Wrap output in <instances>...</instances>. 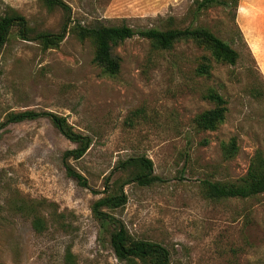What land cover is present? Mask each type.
<instances>
[{"label": "rangeland", "instance_id": "obj_1", "mask_svg": "<svg viewBox=\"0 0 264 264\" xmlns=\"http://www.w3.org/2000/svg\"><path fill=\"white\" fill-rule=\"evenodd\" d=\"M0 0V15L25 17L30 39L13 29L0 53V263L125 264L110 245L115 225L92 213L98 198L123 185L124 205L102 210L132 238L165 246L169 264H264V192L213 200L201 181L242 177L256 151L264 156V77L247 45L264 39V0H226L196 12L200 0ZM67 32L55 47L32 39L38 32ZM134 29L205 26L237 51L235 64L216 61L192 40L155 48L134 35L112 49L120 66L108 75L93 61L94 46L75 25ZM206 57L209 74L196 72ZM213 90L226 100L225 118L213 130L197 128L198 114L213 107ZM52 112L65 117L91 144L67 163L87 182L66 173L63 153L75 147L47 117L6 123L9 113ZM235 149L229 151L230 141ZM145 156L147 186L127 182V158ZM108 180V187L106 182ZM44 221L36 231L32 215Z\"/></svg>", "mask_w": 264, "mask_h": 264}, {"label": "trees", "instance_id": "obj_2", "mask_svg": "<svg viewBox=\"0 0 264 264\" xmlns=\"http://www.w3.org/2000/svg\"><path fill=\"white\" fill-rule=\"evenodd\" d=\"M48 7L58 6L65 12L68 6L62 0H43ZM237 6L238 0H233ZM226 0H200L197 2L196 12L213 5H227ZM13 29H16L17 36L22 39H30V28L24 16L12 12L0 15V53L4 44L8 41ZM71 31L80 40L88 39L94 46L93 61L102 68L108 75H115L120 66L119 58L112 54V49L125 39L134 35L148 39L155 48L170 49L179 40H192L197 45L209 50L211 56L219 62L230 65L235 64L238 53L229 43L225 42L205 26H187L184 28H145L134 29L125 23L119 25H95L82 26L75 25ZM67 32V22L65 21L61 29L56 33L38 32L32 36L43 48H52L60 44ZM198 65L196 72L200 75L209 74L210 63L206 57ZM213 103V107L198 114L195 123L200 130H213L223 122L227 111L225 98L216 91L209 90L205 96ZM47 117L51 120L55 128L75 147L64 151L63 161L68 176L72 177L79 185L87 187L85 178L74 170L67 159H79L88 149L91 140L87 135H83L73 130L65 117L52 112H35L31 110L9 113L6 123H16L27 119ZM229 151L235 149V140L232 139L228 145ZM152 161L145 156L127 158L121 161L117 168L126 170L132 168L127 182H135L140 186H147L156 181L159 177L152 174ZM203 193L207 198L213 200L228 198H248L264 192V156L260 151L253 155L246 173L232 182L201 181ZM108 187V180L106 182ZM126 202V194L123 185L119 184L116 190L98 198L92 204V213L101 223L112 222L115 225L110 233V245L115 257L125 264H169L170 252L160 243L132 238L122 223L115 220V217L104 212L103 207L117 208ZM32 226L36 231L44 228L42 217L37 214L32 215ZM2 264V263H0Z\"/></svg>", "mask_w": 264, "mask_h": 264}, {"label": "crops", "instance_id": "obj_3", "mask_svg": "<svg viewBox=\"0 0 264 264\" xmlns=\"http://www.w3.org/2000/svg\"><path fill=\"white\" fill-rule=\"evenodd\" d=\"M242 31L245 33L247 45L253 53L258 69L264 77V39L259 40L257 46H255V43L253 42L255 37L252 36V34H255L257 31L259 32L261 30H251V28L248 29V27L244 25Z\"/></svg>", "mask_w": 264, "mask_h": 264}]
</instances>
